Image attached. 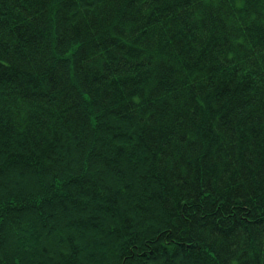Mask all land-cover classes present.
I'll use <instances>...</instances> for the list:
<instances>
[{"label":"trees","instance_id":"1","mask_svg":"<svg viewBox=\"0 0 264 264\" xmlns=\"http://www.w3.org/2000/svg\"><path fill=\"white\" fill-rule=\"evenodd\" d=\"M0 264H264V0H0Z\"/></svg>","mask_w":264,"mask_h":264},{"label":"rangeland","instance_id":"2","mask_svg":"<svg viewBox=\"0 0 264 264\" xmlns=\"http://www.w3.org/2000/svg\"><path fill=\"white\" fill-rule=\"evenodd\" d=\"M125 220V219H124Z\"/></svg>","mask_w":264,"mask_h":264}]
</instances>
